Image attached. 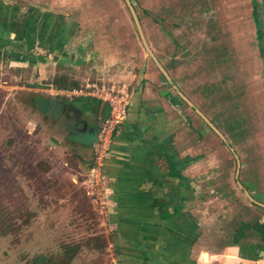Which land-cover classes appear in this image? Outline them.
Returning <instances> with one entry per match:
<instances>
[{"label":"rangeland","instance_id":"obj_1","mask_svg":"<svg viewBox=\"0 0 264 264\" xmlns=\"http://www.w3.org/2000/svg\"><path fill=\"white\" fill-rule=\"evenodd\" d=\"M4 1L15 8L12 33L19 34L24 22L39 23L35 38H12L13 45L0 49V264L113 263V237L104 231L100 211L106 205L101 204L105 190L101 188L96 196L89 185L97 160L95 146L100 138L104 139L103 125L110 115L109 106L100 99L104 91L128 94L129 107L137 106L138 112L147 107L150 121L157 113L153 109L159 107L157 98H161L168 105L167 111L160 112L164 115L161 125L175 122L180 106L197 123L196 131L209 134L213 142L205 162L214 191H200L198 210L200 215L216 216L215 230L220 237L217 241H225L228 236L233 239L239 219L249 224L264 219V157L257 158L261 148L255 132L260 116L254 114L247 95L250 78L256 75L253 84L258 89L256 94H261L257 106L261 103L264 117V0L230 3L231 9H239V13L243 11L242 17H248L244 28L248 24L249 46L253 47V60L258 63L249 76L245 71L251 67L245 69L230 53L235 48L225 46L228 26L224 17L228 13L222 0H131L158 59L176 56L170 33L189 43L187 47L194 54L192 61L185 65L181 57L180 75H175V67L173 74L191 85L197 107L218 123L217 128L238 153L247 169L241 166L238 176L237 160L229 147L194 110L193 114L187 109L190 107L176 96L149 57L125 0ZM160 20L165 26L159 24ZM237 24L234 32L240 31L239 18ZM61 25L71 26L69 33L76 36L72 45L56 53L51 40ZM88 42L91 44L86 45ZM53 53L60 55L61 66L53 73L56 77H50L45 85L54 79L61 81L62 71L70 69L74 76L87 74L93 88L85 87V81L82 91L75 90L71 88L77 83L68 82L67 95H54L64 98L66 104L49 99L47 92L31 90L38 85L35 65L51 64ZM37 58L40 62L35 61ZM201 61L207 62L202 70ZM209 65H213L212 69ZM207 83L219 86L216 90ZM45 85L41 87L48 89ZM23 86L30 89H20ZM84 102L95 113L83 116L80 103ZM184 118L178 122L180 131L183 123L188 122ZM122 127L113 132L111 148ZM198 149L205 152L207 145ZM195 153L196 157L203 156L199 151ZM183 161L182 166H188L189 161ZM88 162V168L79 167ZM239 184L245 185V189ZM192 210L189 206L185 213L192 215ZM251 231L248 230L249 236L253 235ZM243 250L240 247L234 255L240 264H245Z\"/></svg>","mask_w":264,"mask_h":264},{"label":"crops","instance_id":"obj_2","mask_svg":"<svg viewBox=\"0 0 264 264\" xmlns=\"http://www.w3.org/2000/svg\"><path fill=\"white\" fill-rule=\"evenodd\" d=\"M222 1L224 2L223 8L228 13V16L224 17L228 26L227 45L225 44V46H228L230 50L232 47L235 48L230 52L233 53V58L244 65L245 69L249 65L251 68H247L245 72H248V76L249 74L252 75V70L256 66L258 67V63L253 60V47L249 46L250 29L248 24L247 28H244L246 26L244 23L246 20L248 21V17H242L243 11L239 13V9L238 11L231 9L230 3H233L234 0ZM51 10L59 12L55 9ZM14 11V7H9L4 0H0V22L5 26L4 32L1 30L0 32L2 35L6 34V39L19 37L18 40L20 41L28 40L23 34L16 35L10 30L14 22ZM233 12L234 14H232ZM238 18L241 20L240 31L234 32L235 29H238L235 27L238 26ZM34 23V31L31 34H26L31 39L35 38V33H38V25L36 24L39 21ZM163 23L165 22L159 21V24L165 26ZM69 30H71V26L63 28L61 25L54 31L51 45L54 51L57 50L56 53L61 52L64 48L66 50L69 45L73 44L76 35L69 33ZM175 36L170 33L176 48V56L174 58L171 56L169 60L160 56L159 60L178 87L197 107L191 85H188L183 79L178 80L175 76L180 75L178 68L181 64L180 58L182 57V63L188 65L194 54L187 47L189 43H183L180 38ZM89 44L91 43L88 42L86 45ZM56 53L52 54L54 57L51 64L35 65V72H37L35 79H38V85H35L31 90L47 92L48 95L45 96H48L49 99L59 100L66 104L64 98H56L54 95H67L70 90L67 88L68 82L77 83L74 88H71L75 90L83 89L85 81V87H93L86 78L88 77L87 74L82 77L81 75L74 76L70 69L62 71L64 75H60L63 76L60 77L62 78L61 81L55 82L53 78V83L45 85L44 83L49 82L50 77H56L53 73L57 72V67L61 66L58 64L61 57ZM40 60V58L35 59L36 62H40ZM206 63L201 61L199 69L206 68ZM209 66L212 69L213 65ZM174 67L175 75L172 71ZM117 77L119 75L115 76L114 80ZM255 78L256 75L250 78L247 95H249L251 106L255 109L254 114L260 116L259 121L256 119V127L258 128L255 131L257 144L261 148V151L257 153L258 158L260 155L264 157V117L261 115V103L257 106V97H260L261 94H256L258 89L253 84ZM104 82H107L106 79ZM207 84L212 89L219 86L215 83ZM41 85L47 86L48 89H44V86L41 87ZM20 89L30 88L23 86ZM213 91L215 92V90ZM214 92L213 94L216 95ZM49 94L52 96L50 97ZM87 95L88 93L85 96ZM157 100L159 107L153 109L157 113L154 118H151V121L147 107L140 109L139 112L137 106L129 107L128 119L115 137L111 151L105 157L101 188L105 190L106 196L102 198L101 203L106 205L100 211L103 213L104 231L113 237L111 250L115 258L112 264H240L241 261L234 257L240 247H244L243 251L246 252V257L243 256L245 264H264V257L260 253L264 251V238L256 228V226L264 224L263 218L256 219L254 224H249L246 221L243 223V220L238 218L240 225L235 231L234 238L231 239V236H228L225 239L223 236L225 241L222 239L217 241V238L220 239V237L217 235L218 231L215 230L214 219L216 216L200 215L198 210L201 201L199 199L200 191H209L210 194L214 191L213 181L209 180L210 170L207 169L208 165L205 162L210 157L209 144L213 140L209 134H200L198 129L197 131L194 129V125L197 123H194L193 119L189 118L188 112L180 106L179 109H176L179 112L176 114L175 122L161 125L160 121L164 115L160 112L167 111L168 105L162 103L161 98H157ZM57 102L55 103L56 106ZM80 105L83 109L80 110L83 116L87 117L89 113H95L85 102L80 103ZM187 109L193 113L191 108ZM184 117H186V121L188 119V122L183 123V128L181 127L180 131L177 129L178 122L184 121ZM211 121L217 126L218 123L215 120L212 119ZM180 135L184 136V139ZM179 137L181 141H179ZM204 144L207 145V150L201 152L198 148ZM195 151H199L198 154L203 156L196 157ZM183 158L189 161L186 167L182 166ZM258 164H261V161ZM85 166L88 168L89 162L87 164L81 163L79 167ZM241 166L243 170L246 169L242 161ZM256 168L258 170L256 172L260 175V169L257 166ZM239 186L241 189H245V185L239 184ZM97 201L96 198L95 202ZM189 206H192V215L185 213V208H189ZM196 211L198 212L194 213ZM248 230L253 231H251L252 236H249L251 233ZM215 248L222 249V251L214 250ZM242 254V251H239L238 256Z\"/></svg>","mask_w":264,"mask_h":264},{"label":"built area","instance_id":"obj_3","mask_svg":"<svg viewBox=\"0 0 264 264\" xmlns=\"http://www.w3.org/2000/svg\"><path fill=\"white\" fill-rule=\"evenodd\" d=\"M100 99L109 106L107 108L110 111V115L104 121V139L100 138L95 146L97 160L96 164L91 169L94 176L92 179H89L90 188L95 190L96 196H99L97 192L101 189L104 161L108 150L111 148L112 134L123 126L128 119L130 96L123 93L118 94L113 90H110L104 91L103 95L100 96Z\"/></svg>","mask_w":264,"mask_h":264},{"label":"water","instance_id":"obj_4","mask_svg":"<svg viewBox=\"0 0 264 264\" xmlns=\"http://www.w3.org/2000/svg\"><path fill=\"white\" fill-rule=\"evenodd\" d=\"M131 15L135 21V24L137 26L141 41L143 43V46L145 50L147 51L149 57L152 59L156 67L159 69L160 73L163 75V77L166 79L167 83L172 87V89L175 91V93L192 109L194 110L208 125L209 127L221 138V140L229 147L230 151L233 153L237 160V166H238V172L237 176L239 174V170L241 168V161L238 156V153L235 151L234 148L231 147V145L228 143L226 137L224 134L209 120V118L199 109L197 108L191 100L183 93V91L178 87V85L174 82V79L171 77L169 72L166 70V68L162 65L158 57L155 55L153 50L151 49L150 45L147 42V39L144 35V32L142 30V26L140 24L139 17L136 13L135 7L133 6L131 0H125ZM264 8V7H263ZM261 256L264 257V251H261Z\"/></svg>","mask_w":264,"mask_h":264},{"label":"flooded vegetation","instance_id":"obj_5","mask_svg":"<svg viewBox=\"0 0 264 264\" xmlns=\"http://www.w3.org/2000/svg\"><path fill=\"white\" fill-rule=\"evenodd\" d=\"M34 25H35V23H33V22H31V21H27V22H24V23H22V25L20 26V29L18 30V33H20V34H23L26 38H28L29 39V37L28 36H26V34H28V33H30L31 34V32H33L34 31ZM36 25H38V23L36 24ZM4 24H2L1 22H0V30L2 31V32H4ZM11 31H12V28L10 29ZM2 32H0V37H2V38H0V49L1 50H3V47H5V46H8V45H13V41L10 39V37H8L7 39H6V34H4V35H2L1 33ZM31 39V38H30ZM26 41H27V39H25ZM25 40H23V41H25ZM4 41V42H3ZM181 99V98H180ZM212 122V121H211ZM213 123V122H212ZM216 126V125H215ZM217 127V126H216ZM222 132V131H221Z\"/></svg>","mask_w":264,"mask_h":264},{"label":"trees","instance_id":"obj_6","mask_svg":"<svg viewBox=\"0 0 264 264\" xmlns=\"http://www.w3.org/2000/svg\"><path fill=\"white\" fill-rule=\"evenodd\" d=\"M262 27H263V29H264V19H263V21H262ZM162 77H163V75H162ZM164 78V77H163ZM178 98H180L178 95H176ZM180 100H182V99H180ZM216 125V124H215ZM256 228L259 230H257L258 231V233L260 234H262V236H263V238H264V224L263 225H260V226H256Z\"/></svg>","mask_w":264,"mask_h":264}]
</instances>
